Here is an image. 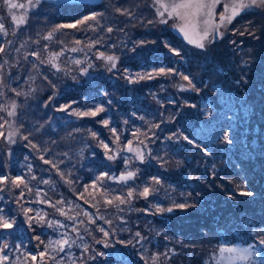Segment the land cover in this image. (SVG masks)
Listing matches in <instances>:
<instances>
[{
	"label": "rangeland",
	"instance_id": "obj_1",
	"mask_svg": "<svg viewBox=\"0 0 264 264\" xmlns=\"http://www.w3.org/2000/svg\"><path fill=\"white\" fill-rule=\"evenodd\" d=\"M263 199L264 0H0V264H264Z\"/></svg>",
	"mask_w": 264,
	"mask_h": 264
},
{
	"label": "water",
	"instance_id": "obj_2",
	"mask_svg": "<svg viewBox=\"0 0 264 264\" xmlns=\"http://www.w3.org/2000/svg\"><path fill=\"white\" fill-rule=\"evenodd\" d=\"M37 1H47V2H54V3H82V4H89V5H96L102 2V0H37Z\"/></svg>",
	"mask_w": 264,
	"mask_h": 264
},
{
	"label": "trees",
	"instance_id": "obj_3",
	"mask_svg": "<svg viewBox=\"0 0 264 264\" xmlns=\"http://www.w3.org/2000/svg\"><path fill=\"white\" fill-rule=\"evenodd\" d=\"M263 203H264V199L262 200V204H263ZM218 210H219L218 208H216V209H210V215L213 214V213H217ZM202 213H203V212L201 211L199 214H202ZM199 214H198V215H199ZM228 219H229V217H228ZM225 225H227V224H225ZM217 226H218V225H216V227H217ZM219 227H226V226H219ZM223 245H224V246H227V245H226V242H225V244H223ZM228 245H230V244L228 243Z\"/></svg>",
	"mask_w": 264,
	"mask_h": 264
}]
</instances>
